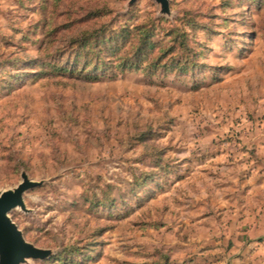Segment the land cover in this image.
<instances>
[{"label": "rangeland", "instance_id": "374dc122", "mask_svg": "<svg viewBox=\"0 0 264 264\" xmlns=\"http://www.w3.org/2000/svg\"><path fill=\"white\" fill-rule=\"evenodd\" d=\"M169 10L0 0V192L41 183L8 216L51 252L24 264H264V0Z\"/></svg>", "mask_w": 264, "mask_h": 264}, {"label": "water", "instance_id": "95a60500", "mask_svg": "<svg viewBox=\"0 0 264 264\" xmlns=\"http://www.w3.org/2000/svg\"><path fill=\"white\" fill-rule=\"evenodd\" d=\"M160 7V13L168 15L169 0H154ZM135 0H129L133 4ZM20 183L13 189L0 192V264H24L28 260H44L51 255L49 250L37 248L27 242L22 232L8 214L19 208L26 211L23 195L41 185L32 181L25 173L20 175Z\"/></svg>", "mask_w": 264, "mask_h": 264}, {"label": "trees", "instance_id": "16d2710c", "mask_svg": "<svg viewBox=\"0 0 264 264\" xmlns=\"http://www.w3.org/2000/svg\"><path fill=\"white\" fill-rule=\"evenodd\" d=\"M116 35H110L107 37L106 41L108 43H112V44H116V47L114 48L115 52L117 53H114V55L112 56L114 59L112 61H114V63L116 62V68H118L120 71H125V70H128V69H140L141 68V62H143V59H146L147 58V53H142L141 56L139 57L138 54L140 53H135L134 54H129V51H127V49L129 50L131 48V44H127L128 42H125V43H122L120 46L116 40ZM148 42V37L145 38ZM123 45V48H125L124 52H121L120 49L118 48H121V46ZM170 52V53H169ZM124 53V54H122ZM166 55H172L173 54V51L172 50H167V52H165ZM172 53V54H171ZM142 58V59H141ZM167 58V57H166ZM95 62H93V64H91L89 62V60H85L84 64H83V70H85V68H87V66H89L90 64L95 68V69H99L100 68V58L97 57L94 59ZM164 60V58L160 57V56H157V55H154V56H151L150 60H149V64L148 66L149 67H152L151 70V73L157 71L159 68H164L165 66V69L166 68H169V66H166V64H168L167 62H164V64H161L162 61ZM75 65L74 66H71V65H67V66H62L60 68H58V71H61V73H68L70 75H74L75 73H81L77 64V61H75ZM166 63V64H165ZM163 65V66H162ZM178 67V69L181 71V70H184L186 64H183L181 61H177V64H176Z\"/></svg>", "mask_w": 264, "mask_h": 264}, {"label": "crops", "instance_id": "0c3cea01", "mask_svg": "<svg viewBox=\"0 0 264 264\" xmlns=\"http://www.w3.org/2000/svg\"><path fill=\"white\" fill-rule=\"evenodd\" d=\"M263 202H264V200L262 201V204L253 203L254 210L256 209V211H254V212L256 214H259L260 212H262L261 214H263V215L261 216V218L262 217L264 218V203ZM255 221H256L255 217L250 218V220H246V222H249V223H252V222H255Z\"/></svg>", "mask_w": 264, "mask_h": 264}]
</instances>
